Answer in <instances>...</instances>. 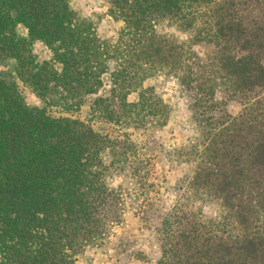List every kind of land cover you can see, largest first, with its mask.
Instances as JSON below:
<instances>
[{"label":"trees","instance_id":"1","mask_svg":"<svg viewBox=\"0 0 264 264\" xmlns=\"http://www.w3.org/2000/svg\"><path fill=\"white\" fill-rule=\"evenodd\" d=\"M72 1L0 0V63L68 111L109 76L94 112L134 130L168 124L171 108L145 83L175 79L198 136L176 150L189 174L155 232L154 264H264V0H104L123 24L115 43L80 21ZM37 42L50 59L37 57ZM136 154L130 140L30 106L0 73V264H81L104 247L125 194L139 190ZM196 200L213 203L216 217L193 209Z\"/></svg>","mask_w":264,"mask_h":264},{"label":"rangeland","instance_id":"2","mask_svg":"<svg viewBox=\"0 0 264 264\" xmlns=\"http://www.w3.org/2000/svg\"><path fill=\"white\" fill-rule=\"evenodd\" d=\"M71 8L80 21H87L101 38L115 43L123 27L109 15V6L104 0H73ZM160 33H176L167 25L158 28ZM21 35L27 30L19 28ZM34 53L41 60H48L51 52L42 43L34 45ZM0 73L16 78L19 90L27 103L46 111L52 117H72L86 122L101 134L111 138L130 140L136 145L140 166V184L132 196L125 194L122 206V220L115 223L109 231L107 244L102 248L88 249L81 258V264H154L159 258V243L155 232L162 218L175 205L183 192L184 181L189 168L176 161V150L188 146L198 136L191 112V100L178 82L169 76H160L146 81L145 86H154L156 93L171 108L168 124L161 129H124L102 120L94 112L93 104L97 97L108 96L110 78L104 79L105 86L97 95H90L75 102L70 111L59 106L48 105L20 81L14 71L13 63H0ZM131 96L130 101H134ZM230 112L237 114L240 108L234 104ZM137 167V166H136ZM138 169V167H137ZM122 178H114L110 186L117 188ZM144 194V196H143ZM187 203V201H185ZM191 207L206 218L216 217V206L203 200L191 202Z\"/></svg>","mask_w":264,"mask_h":264}]
</instances>
